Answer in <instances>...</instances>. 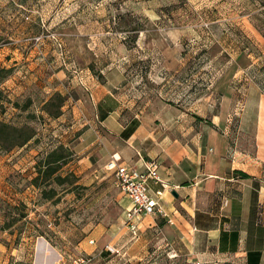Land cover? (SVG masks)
<instances>
[{"label": "rangeland", "instance_id": "1", "mask_svg": "<svg viewBox=\"0 0 264 264\" xmlns=\"http://www.w3.org/2000/svg\"><path fill=\"white\" fill-rule=\"evenodd\" d=\"M45 39L48 53L41 50ZM119 43L129 51L126 75L139 82L147 76L151 98L192 106L212 94L218 102L213 85L222 75L248 77L233 85L264 92V0H0V68L12 72L0 73V120L37 131L24 146L0 145V264H135L107 249L123 228L113 172L93 158L89 165L83 149H73L57 173L64 179L32 183L36 163L48 152L68 140L82 142L68 98L85 69L103 79L99 65L120 56ZM13 45L19 51L3 53ZM59 70L65 75L50 83ZM62 81L72 84L66 93L56 89ZM145 89L137 86L132 94L140 97ZM55 92L67 97L58 117L45 109ZM229 119L221 131L232 141L241 123L238 115ZM43 189L53 196L44 197ZM169 250L170 258L177 256Z\"/></svg>", "mask_w": 264, "mask_h": 264}, {"label": "crops", "instance_id": "2", "mask_svg": "<svg viewBox=\"0 0 264 264\" xmlns=\"http://www.w3.org/2000/svg\"><path fill=\"white\" fill-rule=\"evenodd\" d=\"M48 41L41 43L46 53ZM115 47L120 56L99 65L102 80L89 68L79 74V86L68 101L82 142L68 140L65 145L78 152L82 148V160L93 165V158L104 168L115 153L121 163L141 170L145 161L156 159L161 177L173 189L163 199L168 217L145 216L138 238L126 225L131 203L121 192L123 228L107 249L112 247L121 260L131 257L135 264H264V92L257 86L233 85L248 77L222 75L213 85L218 102L211 93L193 99L192 106L151 98L147 76L139 82L125 73L131 65L126 45ZM62 75L64 70L53 73L50 83ZM71 85L62 81L56 89L66 93ZM137 86L146 88L144 95L132 94ZM232 115H238L241 126L231 141L221 129H227ZM244 137L251 145L243 146ZM152 186L156 190L159 185ZM170 248L176 257L170 258Z\"/></svg>", "mask_w": 264, "mask_h": 264}, {"label": "built area", "instance_id": "3", "mask_svg": "<svg viewBox=\"0 0 264 264\" xmlns=\"http://www.w3.org/2000/svg\"><path fill=\"white\" fill-rule=\"evenodd\" d=\"M42 36L35 38L37 42ZM55 41H59L57 36H53ZM63 50L61 43H58ZM66 65V63L64 62ZM121 157L115 153L106 164L105 169L113 172L116 183L121 192L130 199V207L126 209V225L134 238L140 235V221L148 215H162L168 217L164 209L163 199L167 192H171L173 187L160 175V163L156 159L145 161L144 169L121 163ZM153 184L159 185L153 190ZM153 191L155 194H153ZM173 222L172 219L169 220ZM109 250L114 249L109 247ZM80 261L86 262L85 258Z\"/></svg>", "mask_w": 264, "mask_h": 264}, {"label": "trees", "instance_id": "4", "mask_svg": "<svg viewBox=\"0 0 264 264\" xmlns=\"http://www.w3.org/2000/svg\"><path fill=\"white\" fill-rule=\"evenodd\" d=\"M0 73L6 77L8 74L10 75L12 73L11 68H0ZM66 99V95H63L61 92H55L45 103V109L51 116L58 117L61 114ZM15 103L18 105V102ZM36 137L37 131L32 126H17L0 120V145L5 149L11 150L15 147L24 146L31 140L36 139ZM74 154V151L63 143L56 146L36 163L37 174L32 179V183L41 187L46 182L50 181L54 175H56V180L60 181L64 179L66 176L62 177L57 173L61 166L66 163V160L72 158ZM236 173L242 176L247 175L239 170ZM43 195L46 198H51L53 196L51 193H46V189H43Z\"/></svg>", "mask_w": 264, "mask_h": 264}, {"label": "bare ground", "instance_id": "5", "mask_svg": "<svg viewBox=\"0 0 264 264\" xmlns=\"http://www.w3.org/2000/svg\"><path fill=\"white\" fill-rule=\"evenodd\" d=\"M39 248H40V249H42V250H45V251H47V250H46V247L44 246V244H43V243L39 244Z\"/></svg>", "mask_w": 264, "mask_h": 264}, {"label": "water", "instance_id": "6", "mask_svg": "<svg viewBox=\"0 0 264 264\" xmlns=\"http://www.w3.org/2000/svg\"><path fill=\"white\" fill-rule=\"evenodd\" d=\"M175 195H177L175 192H174Z\"/></svg>", "mask_w": 264, "mask_h": 264}]
</instances>
